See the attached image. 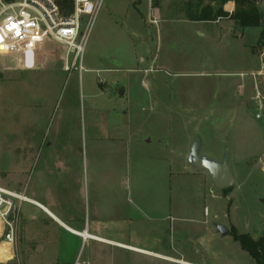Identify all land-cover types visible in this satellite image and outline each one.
<instances>
[{"label": "rangeland", "instance_id": "374dc122", "mask_svg": "<svg viewBox=\"0 0 264 264\" xmlns=\"http://www.w3.org/2000/svg\"><path fill=\"white\" fill-rule=\"evenodd\" d=\"M189 3L197 0H103L81 72L64 69L62 48L51 40L35 56L0 55V185L21 190L24 139L33 165L57 156L85 177L93 167L110 170L128 215L142 200L162 203L170 176L173 224L190 232L182 240L177 230L170 264H256L233 231L264 236L262 27L243 38L225 27L220 37L168 10ZM258 8L264 22V3ZM196 140L203 155L228 154L231 188H215L208 170L188 172L197 170L188 161ZM1 240L0 261H7L12 246Z\"/></svg>", "mask_w": 264, "mask_h": 264}, {"label": "crops", "instance_id": "0c3cea01", "mask_svg": "<svg viewBox=\"0 0 264 264\" xmlns=\"http://www.w3.org/2000/svg\"><path fill=\"white\" fill-rule=\"evenodd\" d=\"M174 5L168 10L183 14V20L207 25L209 32H219L220 37L225 27L227 33L231 32L236 38H243L247 31V28L238 27L230 17L196 20L191 16L192 4L178 8ZM224 9L232 13L235 2L229 1ZM225 21L227 24L223 26ZM214 25L217 26L212 30ZM25 149L24 139L22 185L21 190L14 189L24 196L20 227L13 247L19 263L73 264L78 257L89 264H142L143 260L151 264L174 263L175 236L179 231L184 240L189 229H176L173 224L177 217L169 209L170 176L163 181L162 203L142 200L146 209L138 206L137 215H128L124 206L127 201H124L119 187L112 183L110 170L93 167L91 175L88 169L85 177V170L77 163L58 160L55 155L43 166L33 165L34 152L28 155ZM198 170L188 172L196 174ZM135 221L136 227L127 226Z\"/></svg>", "mask_w": 264, "mask_h": 264}, {"label": "built area", "instance_id": "2783aa9c", "mask_svg": "<svg viewBox=\"0 0 264 264\" xmlns=\"http://www.w3.org/2000/svg\"><path fill=\"white\" fill-rule=\"evenodd\" d=\"M254 2L260 6L264 0ZM102 4L103 0H0V55L33 53L35 56L41 43L51 40L62 48L66 71H84L83 54ZM263 107V102L259 103L260 111ZM256 117L261 118L262 113L258 112ZM23 200L20 191L0 185L1 242L12 246L7 261L16 259L13 247L20 227ZM205 214H209L208 208ZM73 264L89 263L78 257Z\"/></svg>", "mask_w": 264, "mask_h": 264}, {"label": "trees", "instance_id": "16d2710c", "mask_svg": "<svg viewBox=\"0 0 264 264\" xmlns=\"http://www.w3.org/2000/svg\"><path fill=\"white\" fill-rule=\"evenodd\" d=\"M229 1L235 2V9L232 13L224 9L225 4ZM190 10H193L191 16L196 20H216L230 17L242 29L262 27L260 39L264 37L263 17L254 0H197L196 4H192ZM233 237L240 243L242 249L252 256L256 264H264V236L254 239L248 233H238L234 230Z\"/></svg>", "mask_w": 264, "mask_h": 264}, {"label": "water", "instance_id": "95a60500", "mask_svg": "<svg viewBox=\"0 0 264 264\" xmlns=\"http://www.w3.org/2000/svg\"><path fill=\"white\" fill-rule=\"evenodd\" d=\"M121 93H123L121 91ZM201 140H196L189 153V163L199 170H208L211 175L213 186L217 189H225L232 187L236 183L235 176L228 162V154L225 153L221 160L211 158L201 154ZM218 231L222 235L228 234V228L224 225H219Z\"/></svg>", "mask_w": 264, "mask_h": 264}, {"label": "bare ground", "instance_id": "6f19581e", "mask_svg": "<svg viewBox=\"0 0 264 264\" xmlns=\"http://www.w3.org/2000/svg\"><path fill=\"white\" fill-rule=\"evenodd\" d=\"M83 235H86L87 236V234H85V233H83ZM123 247V246H122ZM125 247H127V248H130V249H133L132 247H130V246H126L125 245ZM137 250V249H136Z\"/></svg>", "mask_w": 264, "mask_h": 264}]
</instances>
